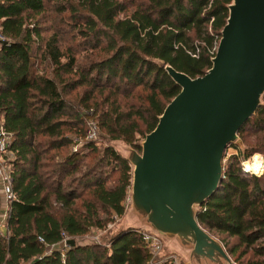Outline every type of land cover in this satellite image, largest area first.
Returning <instances> with one entry per match:
<instances>
[{
  "label": "trees",
  "instance_id": "trees-1",
  "mask_svg": "<svg viewBox=\"0 0 264 264\" xmlns=\"http://www.w3.org/2000/svg\"><path fill=\"white\" fill-rule=\"evenodd\" d=\"M229 2L0 0V126L11 137L15 197L3 217L0 264H151L136 230L106 242L76 239L103 229L109 212L123 214L130 184L128 161L109 146L82 169L97 148L84 140L86 128L94 122L108 139L139 149L135 135L153 129L179 90L155 60L202 75ZM248 130L264 131V103L237 133ZM254 151L264 159V141L240 156ZM238 155L225 159L196 221L235 264H264V172L241 171ZM63 236L73 245L61 250Z\"/></svg>",
  "mask_w": 264,
  "mask_h": 264
},
{
  "label": "water",
  "instance_id": "water-1",
  "mask_svg": "<svg viewBox=\"0 0 264 264\" xmlns=\"http://www.w3.org/2000/svg\"><path fill=\"white\" fill-rule=\"evenodd\" d=\"M226 8L202 75L190 78L155 60L179 90L143 136L139 152L121 156L131 167L130 206L143 222L128 216L116 234L143 227L161 239L162 254H174L182 264H235L199 226L196 213L223 177L225 149L261 105L264 0H230Z\"/></svg>",
  "mask_w": 264,
  "mask_h": 264
},
{
  "label": "rangeland",
  "instance_id": "rangeland-1",
  "mask_svg": "<svg viewBox=\"0 0 264 264\" xmlns=\"http://www.w3.org/2000/svg\"><path fill=\"white\" fill-rule=\"evenodd\" d=\"M47 17V15H46ZM44 21V20H41ZM43 24H47V23H43ZM44 28H46L47 25H43ZM67 44L69 43H63L62 47L67 46ZM85 53V52H84ZM83 52H77V56H82L84 54ZM80 59V57H79ZM81 92V89H78L76 91V96H79L78 94ZM70 98H73V96H71ZM127 101V100H125ZM264 101L261 98V104H263ZM79 108V107H78ZM81 111V110H79ZM92 124H94L95 126V132L93 135V139L91 141H94L93 144L97 147L96 151L92 152L87 158H85L82 162V169L84 167V165H88L90 163L94 162V159L98 157L99 152L102 150V148H104L105 146H109L111 147L116 153H118L120 156H127L128 153L131 150H134L136 152H139L140 149H136L134 147H132L131 145H128L126 143H124L122 140L120 139H108V137L103 133V131L95 125L94 122H92ZM88 130V126L86 128V131ZM86 133V132H85ZM237 141L235 143V145H231L228 146L225 149V154L223 156V160L227 159L229 155H237L239 154V165L240 162H243V166L244 164L249 161V159L251 158L252 155H259L262 158L263 161V170L259 171L257 174H254L255 176H259L261 174H263L264 172V159H263V154L262 152L260 153V151H254L252 152V154L246 155L244 154V156H240L243 155V153L245 152L246 148H249V146H257L259 145L261 142L264 141V131L263 132H257V133H252L251 131H244L242 134H238L237 133ZM143 139L142 135H135V139H134V143L135 144H139ZM82 146H78L76 149H81ZM139 147V146H138ZM64 153V151H62L60 154ZM9 155V154H8ZM12 156L9 155L6 157V164L8 161H10L9 159ZM226 162V161H225ZM222 164H224V162L222 161ZM9 167V166H8ZM245 167V166H244ZM248 174H253L248 172ZM116 174H112L108 179H107V185L110 184V182L115 179ZM123 214L121 216H117L116 214H114L113 212H109L108 215V220L104 226L103 229H99V228H95L92 227L89 229V231L87 233H85L84 235H82L81 237L76 238L77 241L81 242V243H89V242H106L110 236L113 234H116V232L118 231V227L120 226V224L122 223V221L127 218L129 216V220L131 219H137L140 217L133 211V209L130 206V202L128 199V191H127V195H126V199L123 201ZM132 214H135L132 215ZM107 217V215H105ZM142 221V220H141ZM143 222V221H142ZM139 230H146L143 227H141ZM210 236H212L214 239H218L216 237L215 234H210ZM219 242V240H217ZM221 244V242H219Z\"/></svg>",
  "mask_w": 264,
  "mask_h": 264
},
{
  "label": "built area",
  "instance_id": "built-area-1",
  "mask_svg": "<svg viewBox=\"0 0 264 264\" xmlns=\"http://www.w3.org/2000/svg\"><path fill=\"white\" fill-rule=\"evenodd\" d=\"M95 132V126L92 122L88 123V130L85 133L84 140H92L93 135ZM11 137L6 134L3 128L0 126V188H1V195L2 200L4 202V208L6 211L7 204L15 199L14 194L11 191L10 185V177L8 171V164H6L5 160L6 157L9 156L7 147L9 145ZM77 146L73 149L76 150ZM225 159L223 160V162ZM223 168V164H222ZM240 169L241 171L248 173L243 165L240 162ZM140 234L141 241L145 244L146 248L148 249V253L150 254V261L151 264H182L178 256L174 254H162V241L159 237L152 233L145 232L143 230H137ZM39 242H42L41 238L37 237ZM67 239L63 236L61 241L58 243V249H63L67 246L66 244ZM98 243V242H97Z\"/></svg>",
  "mask_w": 264,
  "mask_h": 264
},
{
  "label": "bare ground",
  "instance_id": "bare-ground-1",
  "mask_svg": "<svg viewBox=\"0 0 264 264\" xmlns=\"http://www.w3.org/2000/svg\"><path fill=\"white\" fill-rule=\"evenodd\" d=\"M243 165V162H242ZM245 166V167H244ZM244 168L250 173L257 174L259 171L263 170V161L261 156L252 155L249 161L244 164Z\"/></svg>",
  "mask_w": 264,
  "mask_h": 264
},
{
  "label": "crops",
  "instance_id": "crops-1",
  "mask_svg": "<svg viewBox=\"0 0 264 264\" xmlns=\"http://www.w3.org/2000/svg\"><path fill=\"white\" fill-rule=\"evenodd\" d=\"M4 202L2 200V197L0 195V232L4 231V224H3V217L5 214V208H4Z\"/></svg>",
  "mask_w": 264,
  "mask_h": 264
}]
</instances>
